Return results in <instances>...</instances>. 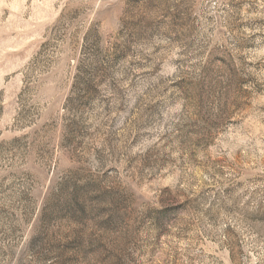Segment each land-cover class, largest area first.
I'll use <instances>...</instances> for the list:
<instances>
[{"label": "rangeland", "instance_id": "374dc122", "mask_svg": "<svg viewBox=\"0 0 264 264\" xmlns=\"http://www.w3.org/2000/svg\"><path fill=\"white\" fill-rule=\"evenodd\" d=\"M0 264H264V0H0Z\"/></svg>", "mask_w": 264, "mask_h": 264}]
</instances>
